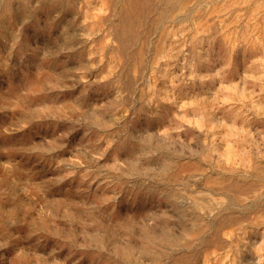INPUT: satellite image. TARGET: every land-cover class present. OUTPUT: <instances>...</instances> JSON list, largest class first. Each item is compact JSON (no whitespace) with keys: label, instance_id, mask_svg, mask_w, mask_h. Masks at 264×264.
Returning <instances> with one entry per match:
<instances>
[{"label":"rangeland","instance_id":"374dc122","mask_svg":"<svg viewBox=\"0 0 264 264\" xmlns=\"http://www.w3.org/2000/svg\"><path fill=\"white\" fill-rule=\"evenodd\" d=\"M0 264H264V0H0Z\"/></svg>","mask_w":264,"mask_h":264}]
</instances>
